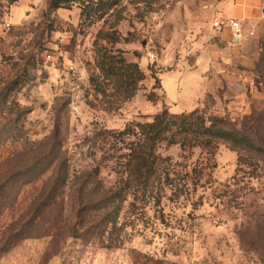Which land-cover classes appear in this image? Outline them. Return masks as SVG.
<instances>
[{"label":"rangeland","instance_id":"1","mask_svg":"<svg viewBox=\"0 0 264 264\" xmlns=\"http://www.w3.org/2000/svg\"><path fill=\"white\" fill-rule=\"evenodd\" d=\"M51 1L0 0V264H264V37L203 74L222 0H104L84 19L85 0ZM105 52L142 80L104 74ZM164 109L225 120L263 152L163 144L158 178L127 184L95 134ZM56 143L70 178L53 199Z\"/></svg>","mask_w":264,"mask_h":264},{"label":"trees","instance_id":"2","mask_svg":"<svg viewBox=\"0 0 264 264\" xmlns=\"http://www.w3.org/2000/svg\"><path fill=\"white\" fill-rule=\"evenodd\" d=\"M74 1L52 0L50 7L59 9ZM84 3L82 19H84L85 15L87 18L92 15H99L106 9L103 5L104 0L99 2L85 0ZM103 57L99 65L104 74L109 77L123 78L128 75L129 79L132 78L130 83L133 84L135 81L133 74L135 72L136 79L142 80V73L137 65L126 64L123 58L108 55L107 52H105ZM125 82L127 83V79ZM93 141L95 146L99 144L104 155L108 156V161H115L121 169H124L125 173H127V184L131 180L132 183H136L137 186H142L143 188H147L151 181L158 178L157 171L162 161L158 150L163 144L167 147L179 145L181 149L200 147L202 150L214 152L218 142L225 141L235 148L263 152L249 137L230 128L225 120L206 117L197 110L187 113H171L168 109H164L151 122L127 125L121 131L101 130L95 134ZM55 146V154L52 152L42 158L43 161H41L42 163L50 161V156H53L51 162L58 161L50 190V196L53 199L67 185L70 178V167L67 166L66 160H61L59 156L61 154V145L56 143ZM48 170H45L42 174L47 173ZM99 175L100 167L88 175V180H97ZM96 188L98 189L99 186ZM126 197L125 195L123 198L122 190H118L113 192L109 199L115 201L122 198V201ZM115 209L109 214H116L117 211Z\"/></svg>","mask_w":264,"mask_h":264},{"label":"crops","instance_id":"3","mask_svg":"<svg viewBox=\"0 0 264 264\" xmlns=\"http://www.w3.org/2000/svg\"><path fill=\"white\" fill-rule=\"evenodd\" d=\"M219 8L226 18L241 22L242 34L236 38L230 28L219 29V45L203 53L199 60L198 66L201 65L203 74L211 70L223 73L238 66L242 52L249 51L254 43L250 42L249 36L264 37V0H222Z\"/></svg>","mask_w":264,"mask_h":264},{"label":"built area","instance_id":"4","mask_svg":"<svg viewBox=\"0 0 264 264\" xmlns=\"http://www.w3.org/2000/svg\"><path fill=\"white\" fill-rule=\"evenodd\" d=\"M214 27L216 29H222L228 27L232 30L234 37L239 38L242 34V25L241 22L235 19L226 18L223 15L222 10L217 11V16L214 21Z\"/></svg>","mask_w":264,"mask_h":264}]
</instances>
